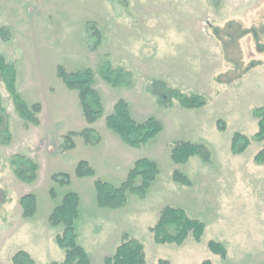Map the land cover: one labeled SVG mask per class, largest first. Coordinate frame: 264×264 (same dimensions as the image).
Listing matches in <instances>:
<instances>
[{
	"label": "rangeland",
	"instance_id": "obj_1",
	"mask_svg": "<svg viewBox=\"0 0 264 264\" xmlns=\"http://www.w3.org/2000/svg\"><path fill=\"white\" fill-rule=\"evenodd\" d=\"M0 28L11 34L9 41L0 37V54L16 67L18 92L29 107L41 104L43 112L40 125L26 126L0 81L12 134L8 146L0 145V189L8 201L0 205V264H15L21 251L35 264L64 261L65 249L57 242L64 228L52 227L49 218L71 193L80 198L78 243L92 264H104L124 235L144 245L148 264H264V165L255 162L264 141L252 142L242 154L232 151L235 133L249 138L257 133L251 110L264 107V0H0ZM97 31L102 41L94 49ZM105 62L132 72L133 86L107 84L100 72ZM60 67L69 74L87 69L95 74L105 113L91 133L92 141L99 140L94 145L81 135L93 125L78 91L60 78ZM120 77L117 83L125 76ZM156 82L200 94L207 103L185 109L174 100L166 108L147 91ZM120 100L130 104L137 121L153 117L163 126L140 149L107 128L106 118ZM71 135L75 147L64 150ZM180 142L200 148L184 165L171 158ZM17 154L38 163L35 182L22 183L13 174L10 159ZM142 159L159 168L146 197L129 193L124 208H101L95 182L120 188ZM81 162L94 177L77 176ZM175 172L191 186L177 183ZM65 175L69 184L54 178ZM30 194L37 211L24 218L20 200ZM167 207L205 223L201 242L155 243L151 227ZM212 241L225 246L226 258L211 251Z\"/></svg>",
	"mask_w": 264,
	"mask_h": 264
},
{
	"label": "trees",
	"instance_id": "obj_2",
	"mask_svg": "<svg viewBox=\"0 0 264 264\" xmlns=\"http://www.w3.org/2000/svg\"><path fill=\"white\" fill-rule=\"evenodd\" d=\"M98 42L94 49H97L102 41L100 31H97ZM0 37L4 41L11 38L10 31L6 28H0ZM103 80L114 87L123 86L131 88L133 86V74L124 69H113L112 66L105 62L100 70ZM118 83L116 79L122 78ZM59 76L70 90L78 91L84 116L89 125H95L105 113L104 105L100 93L96 90V78L91 69L77 73H67L65 69H59ZM0 81L5 85L9 98L11 99L14 109L26 126L40 125L39 115L42 112V105L36 104L29 107L17 90V71L15 65L9 63L6 58L0 54ZM158 90H162L161 95ZM147 91L156 96L161 104L168 108L173 101H177L182 108L196 109L206 105V98L200 94H185L183 92L169 88L165 83L156 82L151 84ZM161 92V91H160ZM251 116L258 120V131L251 138L237 132L232 139V151L234 154L244 153L252 142L264 141V107H254L251 110ZM11 115L3 106L0 100V145L8 146L12 141L10 131ZM107 128L118 135L120 139L134 149H140L148 144L159 133L162 132V124L155 118L150 117L143 122L137 121L131 112L130 104L125 100H120L115 104L113 113L106 118ZM222 130L224 126L220 127ZM92 130H84L82 136H85L86 143L96 144L99 140L92 141ZM72 135L64 141V150H71L75 147ZM200 148L197 145L180 142L173 146L171 152L172 161L176 165L187 164L190 159L197 156ZM255 162L264 165V150L255 158ZM10 167L15 177L22 183L31 184L38 178L39 165L33 157L17 154L10 159ZM159 175L158 165L148 159H142L135 163L134 168L130 171L127 181L120 187L115 188L102 181H96L97 201L101 208L117 210L127 205L128 194L134 193L140 198L147 195L151 184ZM77 176L80 178L94 177L95 171L86 162H81L77 168ZM62 184H69L68 176L54 177ZM141 180V184L136 186V181ZM174 180L182 185L191 186L188 178L179 172H175ZM6 191L0 189V205L6 200ZM8 202V201H7ZM20 205L22 216L24 218L33 217L37 211V200L34 195H26L21 198ZM80 216V198L77 194H68L63 204L57 207L49 218L52 227L63 226L64 230L57 236V242L65 249L64 261L52 264H92L89 254L79 245L78 235L75 229V223ZM206 230L205 223L199 219L190 217L182 209L167 207L162 210L156 224L151 227L153 240L162 245H183L189 238L195 242H201ZM211 251L223 258L227 256V250L221 243L210 242ZM15 264H35L31 255L21 251L14 257ZM104 264H148L145 247L139 241L129 239L124 235L121 243L116 247L115 252L104 258ZM160 264H170L168 261L161 260ZM204 264H212L206 261Z\"/></svg>",
	"mask_w": 264,
	"mask_h": 264
},
{
	"label": "crops",
	"instance_id": "obj_3",
	"mask_svg": "<svg viewBox=\"0 0 264 264\" xmlns=\"http://www.w3.org/2000/svg\"><path fill=\"white\" fill-rule=\"evenodd\" d=\"M43 113V112H42ZM39 119H40V124H41V114H40V116H39ZM96 125V124H95ZM93 127V129H95V126L93 125L92 126ZM117 245H118V243L115 241V243H114V246H116L117 247Z\"/></svg>",
	"mask_w": 264,
	"mask_h": 264
}]
</instances>
